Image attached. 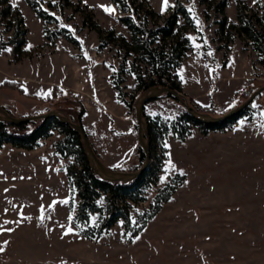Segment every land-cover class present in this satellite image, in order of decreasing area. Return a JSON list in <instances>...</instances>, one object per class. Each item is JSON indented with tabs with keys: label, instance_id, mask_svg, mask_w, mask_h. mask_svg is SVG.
<instances>
[{
	"label": "rangeland",
	"instance_id": "obj_1",
	"mask_svg": "<svg viewBox=\"0 0 264 264\" xmlns=\"http://www.w3.org/2000/svg\"><path fill=\"white\" fill-rule=\"evenodd\" d=\"M9 1L21 11L26 43L15 51V43L8 40L15 38L10 22L16 20L0 6V106L19 116L57 109L82 122L106 164L120 170L137 167L138 123L131 110L144 91L136 73L148 74L149 67L138 51L123 43L122 37L128 42L132 38L119 18V4L52 0L58 21L48 23L47 32L63 26L70 36L48 39L43 18L27 0ZM182 1L191 20L179 16L175 31L176 38L189 36L187 54L176 70L180 92L187 101L213 108L214 114L224 113L264 85V66L251 43L230 27L237 21L236 0L225 7L224 29L223 13L216 9L219 0ZM42 2L48 6V0ZM100 5L114 12L109 15ZM161 7L162 0H146L144 10L156 12L148 15L152 28L171 12ZM4 81L15 86L1 85ZM179 103L156 97L145 109L172 118ZM61 136L55 129L33 148L8 142L0 146V225L13 229L0 231V264H264V90L248 112L224 130L203 132L193 124L184 139L167 133L162 171L156 181L142 186L144 197L133 203V217L172 175L184 174L185 179L132 238L124 234L121 219L105 227L104 195L98 200L102 214L91 212L87 223L75 218L80 198L66 173L74 157L56 151ZM69 226L73 232L64 235ZM85 228L90 236L83 233Z\"/></svg>",
	"mask_w": 264,
	"mask_h": 264
},
{
	"label": "trees",
	"instance_id": "obj_2",
	"mask_svg": "<svg viewBox=\"0 0 264 264\" xmlns=\"http://www.w3.org/2000/svg\"><path fill=\"white\" fill-rule=\"evenodd\" d=\"M27 1L35 13L43 18L44 32L48 39H55L60 35L70 36L69 30L63 26L56 30L54 29L51 33L47 32L49 29L48 23L58 21L57 16L51 10L56 7V2L48 0V6L46 7L42 0ZM113 1L119 4L121 11L119 18L131 33V42L126 41L122 37L123 43L129 45V50L138 51L140 60L149 67L148 74L136 73L138 86L145 90L153 85H166L181 91L182 88L176 70L187 54L189 36L183 34L180 38H176L175 31L179 16L191 20L188 5L182 0H175V3L168 8L171 12L164 23L152 28L148 25V15L156 12L148 8L144 10L143 7L146 5V0ZM63 2L67 5L71 4V0H63ZM79 2L80 0H78ZM58 3L62 7V3ZM228 3L229 0H219L216 3V9L223 13L220 20V29L226 27L225 7ZM0 6H3V13L6 15L12 13L11 15L16 20L15 22H10L12 23L11 26L15 38L8 41L15 43V51H20L26 43V27L21 11L16 6H12L9 0H0ZM141 11H144V13L142 14ZM236 16L237 21L231 22L230 27L251 43L257 53L259 62L264 66V1H256L249 4L246 0H236ZM85 20H87V16H85ZM91 22L94 23L92 20ZM92 26L99 28L101 31L98 24L94 23ZM108 33L113 35L114 30L110 29ZM71 38L77 42L74 37L71 36ZM161 40L163 41L161 42ZM3 45L4 41L0 40V52ZM14 83L12 81H4L1 85L14 87ZM115 86L121 93L119 85L116 83ZM163 96L175 99L181 104L179 103L172 118L160 112L150 115L146 112L144 106L143 116L148 123L146 136L149 140L150 162L140 175L128 181L108 180L99 176L89 164L84 151L83 140L77 130L57 116L43 117L36 120L31 119L19 123L0 119V146L8 142L18 147L33 148L40 143L42 138L49 136L57 129L62 136L55 142L56 151L62 156L70 155L74 157V161L66 165V173L71 189H76L80 198L75 218H80L83 223H87L91 212L99 211L102 214V206L98 204V200L104 195L107 208L105 227H110L121 219L124 234L132 238L138 235L147 222L160 211L164 203L171 198L185 179L184 174L176 173L172 175L164 185L157 189L148 206L140 211L136 218L133 217L131 212L133 203L140 201L144 197L140 193L142 186L147 182L156 181L162 171L164 152L167 149L165 147L167 133L172 131L180 139H184L191 132L193 124H199L203 132L209 129L224 130L230 127L240 116L245 115L252 106V101H250L240 112L229 118L217 122H205L192 116L184 104L174 95L163 92L156 97ZM188 101L198 110L214 113L213 108L203 107L194 99H188ZM5 108L10 112L9 108ZM131 112L136 118L135 104H132ZM71 119L81 122L80 120ZM96 152L98 153L97 150ZM137 152L139 163L133 170L139 168L145 159V151L139 143L137 144ZM101 231L99 230V232ZM83 233L86 236L91 235L89 228L83 229Z\"/></svg>",
	"mask_w": 264,
	"mask_h": 264
},
{
	"label": "water",
	"instance_id": "obj_3",
	"mask_svg": "<svg viewBox=\"0 0 264 264\" xmlns=\"http://www.w3.org/2000/svg\"><path fill=\"white\" fill-rule=\"evenodd\" d=\"M264 90V85L255 89L245 100L236 106L232 107L228 111L221 114H214L209 111H201L196 109L190 102H188L183 96L182 93L176 88H172L166 85H153L148 89H145L138 97L135 104V113L138 123V143L145 151V159L140 165L139 168L135 170H120L110 167L106 162L98 155L94 146L85 130L84 125L81 122L72 120L68 115L57 109H49L46 112L28 114V115H15L9 112L6 108L0 106V119L19 123L22 121H27L31 119H40L49 116H57L62 121L68 122L74 129L77 130L80 137L83 140L84 151L89 161V164L94 169V171L104 179L108 180H121L128 181L136 176L140 175L142 171L148 166L150 162V152H149V140L146 136L148 123L143 116L144 106L148 100L159 96L163 92H168L174 95L178 100H180L184 106L188 109L192 116L195 118L205 121V122H217L226 118H229L238 112H240L245 106L249 104L254 97Z\"/></svg>",
	"mask_w": 264,
	"mask_h": 264
},
{
	"label": "snow or ice",
	"instance_id": "obj_4",
	"mask_svg": "<svg viewBox=\"0 0 264 264\" xmlns=\"http://www.w3.org/2000/svg\"><path fill=\"white\" fill-rule=\"evenodd\" d=\"M85 2H86V0H85ZM253 2L255 3L256 0H253ZM100 7H102L103 10H104L106 13H108L109 15H111V14L114 12V8L109 7V6H107V5H100ZM167 7H169L168 0H162L161 11L163 12L164 10H166ZM69 27H70V26H69ZM8 51H10V49H8ZM85 55H86V54H85ZM209 55H211V52H209ZM113 70H115V69H113ZM241 123H243V121H241ZM165 147H168V145L165 144ZM169 166L174 167V165L171 164V160H169ZM161 179H164V178L162 177ZM5 191H7V189H6ZM63 203L67 204L68 201L65 200V201H63ZM50 207H51V206H50ZM5 211H7V210H5ZM20 215H21V217H22V219H23V213H20ZM41 219H43V217H41ZM68 219H69V220H72V217L69 216ZM21 222H22V221H21ZM5 223H12V221H6ZM61 227L63 228L64 226L61 225ZM0 231H13V229H10V228H9V229H4L3 226L0 225ZM71 232H73V228H72L71 226H69V227H67V229L65 230L64 235H67V234H69V233H71ZM136 239L138 240L139 237H136ZM7 243H8V241H5V242H4V244H7ZM3 250H4L3 246L0 245V251H3Z\"/></svg>",
	"mask_w": 264,
	"mask_h": 264
}]
</instances>
